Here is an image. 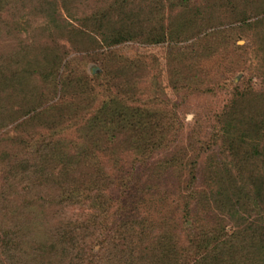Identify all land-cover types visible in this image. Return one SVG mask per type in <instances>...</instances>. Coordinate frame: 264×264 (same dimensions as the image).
I'll list each match as a JSON object with an SVG mask.
<instances>
[{"label":"trees","instance_id":"16d2710c","mask_svg":"<svg viewBox=\"0 0 264 264\" xmlns=\"http://www.w3.org/2000/svg\"><path fill=\"white\" fill-rule=\"evenodd\" d=\"M251 4L0 0V264H264V92L250 79L231 88L205 147L151 168L173 173L179 215L134 213L136 161L180 127L157 78L201 89L206 31L226 17L254 28ZM164 42L165 65L152 66L145 49Z\"/></svg>","mask_w":264,"mask_h":264},{"label":"rangeland","instance_id":"374dc122","mask_svg":"<svg viewBox=\"0 0 264 264\" xmlns=\"http://www.w3.org/2000/svg\"><path fill=\"white\" fill-rule=\"evenodd\" d=\"M257 7H250L248 21H255L254 28H243L242 23L233 21L226 17V21L219 23L216 27L209 28L208 33L213 32L214 37L205 41L206 44L213 42L214 53L196 60L195 66L199 70V86L195 88L173 89L168 85L169 79L166 75L158 77V82L164 86V94L161 98L167 103L168 108L176 112L180 120L177 135L171 138L169 145L157 150L142 164L136 161L135 178H139L140 200L134 213L154 212L153 215L161 216L169 213L178 216L181 211V201L178 197L174 175L171 171L164 170L162 176L151 173V168L162 158L176 154H186V157L195 155L198 148L207 145V141L215 129L216 115L219 114L230 98L231 88L235 84L243 83V80L250 79L255 89L264 92V0H255ZM232 16V15H231ZM262 21V24L255 28V25ZM207 37V38H209ZM206 38V39H207ZM215 38V39H214ZM192 43V40L181 42L177 46L184 50V47ZM141 44H128L122 47L123 51L129 54H137L142 51ZM178 48H176L177 50ZM175 50V49H173ZM181 50V49H179ZM147 54L156 58L152 66L163 67L166 57L170 52L167 42L150 46L145 49ZM149 55V56H150ZM153 63V61H152ZM93 66V63H86V69ZM159 67V66H158ZM166 78V79H165ZM147 97L151 98L159 88L151 76L147 78L144 86ZM149 101V100H148ZM163 102V106H165ZM192 147V148H191ZM197 175L200 183V170L205 154L198 152ZM129 158V157H128ZM131 157L129 158V160ZM147 188H145V186ZM151 214V213H150Z\"/></svg>","mask_w":264,"mask_h":264}]
</instances>
